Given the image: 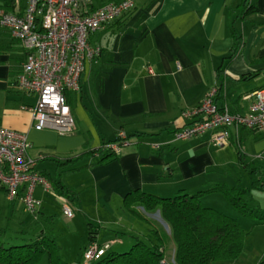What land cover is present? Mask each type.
Here are the masks:
<instances>
[{
    "label": "crops",
    "instance_id": "0c3cea01",
    "mask_svg": "<svg viewBox=\"0 0 264 264\" xmlns=\"http://www.w3.org/2000/svg\"><path fill=\"white\" fill-rule=\"evenodd\" d=\"M26 4L27 0H20V10ZM251 6L256 11L245 15L244 10ZM0 7L13 11L12 0H0ZM233 33L239 43L235 54ZM89 42L99 47L101 54L85 64L78 91L66 93L75 131L60 136L51 130L32 129L28 108L36 103V97L16 88L25 52L7 30L0 28V127L28 138L32 144L29 156L36 161V172L53 181L62 173L59 181L75 193L72 204L80 207L82 201L73 185L63 181L65 173L81 174L82 187L88 189L91 185L96 189L100 199L95 198L93 208L97 215L103 207L104 213L112 212L111 208L100 206L102 203L121 204L135 219L125 207L126 198L134 193L172 199L216 185L227 186L220 184L217 172L225 165L220 156L233 147L238 162L243 164L240 147L244 146L246 132L250 152L244 150V155L264 166V136L258 131L231 127L228 143L220 147L212 143L210 132L186 141L174 140V134L188 123L181 118L182 111L197 107L211 87H216L215 104L219 109L244 114L252 102L247 97L264 86L259 79L264 69V0H245L243 6L242 0H135L127 17L96 32ZM243 76L248 78L242 79ZM258 79L259 83L254 82ZM119 131L126 135L130 145L118 155L102 160L99 153H90L103 141L115 140ZM153 145L161 147L154 150ZM46 160L58 164L54 177L48 172L50 165L40 164L39 169L36 166ZM251 164L243 167L249 171ZM214 194H205L200 199L202 206L219 204L216 209L234 218L229 204H220ZM44 195L42 187L37 186L33 196L41 207L33 215L24 211L20 198L8 202L0 189V228L22 213L23 218L27 214L37 222L26 229L29 233L42 231L41 223L47 226L52 220L44 214ZM58 198L62 204L69 203ZM23 218L13 223L18 229H24ZM234 219L244 232L249 225L248 232L256 234L258 248L248 259V247L244 244L238 259L217 264H258L264 259V224ZM123 232L119 234L141 238L133 229ZM97 239L96 233V243ZM86 245L80 250V261ZM128 245L117 240L111 250H125ZM173 254L174 245L169 243L165 246L167 262L173 261Z\"/></svg>",
    "mask_w": 264,
    "mask_h": 264
},
{
    "label": "built area",
    "instance_id": "2783aa9c",
    "mask_svg": "<svg viewBox=\"0 0 264 264\" xmlns=\"http://www.w3.org/2000/svg\"><path fill=\"white\" fill-rule=\"evenodd\" d=\"M134 6L135 0H27L20 10V0H12L13 11L0 7V28L7 30L25 52L16 88L36 97V103L28 108L33 130H51L60 136L75 131L64 94L78 91L85 64L100 55V48L91 46L88 38ZM216 94L213 86L197 107L182 111L181 118L188 123L174 134V140L186 141L210 132L212 143L223 146L228 143L231 127L258 131L264 136V86L247 97L252 102L244 114L219 109L215 104ZM129 145L126 135L119 131L116 142L106 147L118 155ZM160 147L153 145L152 149ZM31 148L24 134L0 127V189L8 202L20 198L24 211L34 214L41 207L33 196L35 188L42 187L45 194L52 192V188L48 179L34 170L36 161L29 156ZM61 212L67 219L73 217L66 202ZM113 244V241L102 245L88 243L82 264L99 261ZM160 264L167 263L162 260Z\"/></svg>",
    "mask_w": 264,
    "mask_h": 264
},
{
    "label": "trees",
    "instance_id": "16d2710c",
    "mask_svg": "<svg viewBox=\"0 0 264 264\" xmlns=\"http://www.w3.org/2000/svg\"><path fill=\"white\" fill-rule=\"evenodd\" d=\"M6 1L9 2L11 0ZM104 1L116 2L120 0ZM244 2L245 0H242V6ZM253 11H256L254 6L246 7L244 14H251ZM130 12L132 10L115 21L127 17ZM233 38L232 53L234 52L235 54L239 43L234 33ZM247 78L248 76L242 77V79ZM66 93L64 95L67 100ZM115 142L116 139L108 142L103 141L99 148L91 150L90 153H99L102 160H107L113 157L114 154L106 146ZM248 172L252 188L262 185L258 175L261 171L258 168L255 169L250 166ZM60 175H62L61 172L58 173V180L56 181L46 178L51 184L54 195L63 198L65 201L72 202L75 199V193L70 188L62 185L59 181ZM246 192L247 190L240 186L216 185L194 195L181 194L172 199L140 193L129 194L130 196L125 200L127 211L132 216L142 220L143 215L138 209L144 212L158 210L162 220L168 226L169 234L163 235L151 226V229H148L147 234H145L146 239L132 236L134 242L127 252L116 253L107 251L99 261L92 264H160L162 260L166 261L165 246L169 243L174 245V254L173 263L166 261L167 264H217L234 261L243 252L245 232L236 219L212 208L203 207L200 199L202 197L201 194L219 193L229 206L236 211L238 216L264 224V213L261 210L247 207L244 200ZM36 214L37 212L33 215ZM3 233L0 230V237ZM16 233L18 238L14 237V239L8 240L10 242H4L0 239V264H38L43 256H46L48 264H67L59 257L60 247L53 237L44 232V228L36 234H31L28 231ZM96 233L94 225L89 224L87 229L89 243L95 242ZM12 240H18L19 242L11 243ZM258 264H264V259L259 261Z\"/></svg>",
    "mask_w": 264,
    "mask_h": 264
},
{
    "label": "rangeland",
    "instance_id": "374dc122",
    "mask_svg": "<svg viewBox=\"0 0 264 264\" xmlns=\"http://www.w3.org/2000/svg\"><path fill=\"white\" fill-rule=\"evenodd\" d=\"M260 76V75H259ZM258 76V77H259ZM260 84L264 82V69L261 70V76L259 77ZM259 79L257 81H254L256 83H259ZM246 134H244L242 147L241 148V159L243 164H249L252 162V168L257 169V166H259L261 173L258 175L260 176L259 181L262 185L258 186L257 188L251 187V178L248 174L247 169L243 167V164H240L237 159L236 150L232 147L231 149H228L224 153L221 154L220 160H222L225 165L218 168L217 172L220 174V184H226L229 187L232 186H240L247 190L244 200L247 204V207L253 208L255 210H261L264 213V166L261 164L259 160L251 159L249 156L246 157L243 153L245 150L247 153L250 152L248 148V143L246 141ZM112 138V135L108 137V139ZM220 147V146H218ZM235 160V161H234ZM221 161V162H222ZM40 164H46L50 165L52 169H48L49 174H51L52 177L55 176L56 167L58 164L56 162L51 161H41L38 166V169L40 168ZM37 169V170H38ZM63 181L67 184L73 185V189L79 194V199L82 206H75L72 204V202L67 203L71 211L73 212V219L69 220L63 217L61 212V206L62 203L60 202L59 198L56 197L52 192H48L43 196V201L46 202L44 205V211L45 216L50 217L51 223L47 226L43 225L41 223V228H44L47 234H49L57 245L60 247L59 257L60 259L67 263V264H82V260L80 261V250L84 248V246L87 244V224L90 223L94 225L95 230L97 231V243L104 244L106 242H109L111 240L113 243H117V240H124L126 245L128 247L124 249H118V247H115L111 250L112 246L110 247V252H116V253H124L127 252L133 242L134 239L130 235H122L119 233H124V229H133L136 232H139L141 234V237L143 239H146L145 234H147V230L151 229V226L156 228L158 231H160L163 235H168L169 229L166 223L162 220L160 213L158 210H153L151 212H144L141 209H138V211L143 215L142 221L135 219L131 217L122 207V205H114V204H101L100 206L104 205L109 208H111V213H104V207L101 209L99 206V211L101 214L97 215L96 209L93 208V201L95 200L96 195V189L93 188V186L82 187L81 185V174H73L68 176L67 173L63 175ZM257 185V183H256ZM36 196L39 194V191L36 190ZM217 197L218 201H220V204L223 205V203H227L224 199V197L216 193L214 194ZM201 199H203L206 195L201 194ZM100 199V198H97ZM214 204V203H212ZM215 206H220L219 204L215 203ZM217 207H210L214 210H217L219 212V209H216ZM230 207V206H229ZM83 208V211L89 215V217L81 210ZM209 208V207H208ZM80 209V210H79ZM230 210L232 211L231 214L235 216L234 218L237 219H245L248 221H252L249 218H242L238 216L236 211L230 207ZM230 214V213H229ZM23 214L20 213V217L18 219L23 218ZM17 219V220H18ZM17 220H12V222L7 221L5 227L0 230H2L4 233L1 235L0 239L4 242H10L8 240L14 239L16 237V231L19 232L20 230L23 232L26 229L28 230L29 227L34 226L37 222L32 220V217L25 214L23 218V226L24 229H18L14 226L13 223L18 222ZM147 221V222H146ZM246 223V222H245ZM153 224V225H151ZM243 226L245 224L243 223ZM248 227H245L247 234L244 239V244L248 247L246 248V258H252L255 255V248L257 247V241H256V234H249ZM26 230V231H27ZM44 231V232H45ZM23 237V236H22ZM18 238V237H16ZM18 240H12L11 243H18ZM88 245V244H87ZM86 245V246H87ZM260 246V243L258 244ZM258 248V247H257ZM250 251V252H249ZM258 251V250H257ZM245 257V256H244ZM38 264H48L46 256H43L41 261L38 262ZM241 264V262H239Z\"/></svg>",
    "mask_w": 264,
    "mask_h": 264
}]
</instances>
